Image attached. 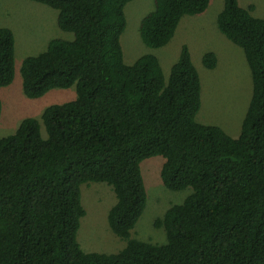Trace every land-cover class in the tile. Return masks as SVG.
Returning <instances> with one entry per match:
<instances>
[{"label":"trees","instance_id":"1","mask_svg":"<svg viewBox=\"0 0 264 264\" xmlns=\"http://www.w3.org/2000/svg\"><path fill=\"white\" fill-rule=\"evenodd\" d=\"M58 12L72 40L54 39L24 60L27 98L76 86V100L47 108L0 139V264H264V19L224 0L217 27L245 54L253 92L238 138L197 121L202 82L184 45L168 80L159 59L124 60L126 7L134 0H30ZM211 0H154L140 24L143 43L164 48L187 16ZM15 36L0 28V89L15 80ZM215 70L218 57L204 55ZM2 101L0 97V117ZM163 157L172 192L193 193L155 227L165 243L133 238L148 203L141 165ZM107 184L116 196V254L86 253L78 242L82 187Z\"/></svg>","mask_w":264,"mask_h":264},{"label":"rangeland","instance_id":"2","mask_svg":"<svg viewBox=\"0 0 264 264\" xmlns=\"http://www.w3.org/2000/svg\"><path fill=\"white\" fill-rule=\"evenodd\" d=\"M239 4L243 8L254 7L255 17L264 19V0H239ZM154 6V0H134L126 7L127 29L122 37L125 63L133 65L142 56L154 55L168 80L182 47L187 45L202 82V107L197 121L219 126L232 138H238L252 97L253 80L244 51L218 30L217 18L223 10L224 0H211L204 14L185 17L174 39L160 49L147 47L140 36V24ZM57 17V11L30 0H0V28L10 29L16 43L15 80L12 85L0 89V139L14 135L27 119L38 120L46 137L42 121L45 110L77 98L76 86L52 90L37 100L27 98L23 90L21 68L24 60L45 52L54 39H73L72 34L60 30ZM208 52H214L218 57L215 70H208L203 65L204 55ZM164 163L163 157H154L141 165L148 203L132 236L143 242L165 243V232L155 227L156 221L171 207L183 204L193 193L191 188L172 192L164 186L161 178ZM115 204L116 196L107 184L82 187L86 214L81 221L78 242L86 253L116 254L125 248L126 242L117 237L108 224V214Z\"/></svg>","mask_w":264,"mask_h":264}]
</instances>
